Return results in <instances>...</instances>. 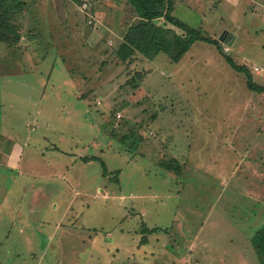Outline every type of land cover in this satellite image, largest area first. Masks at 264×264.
<instances>
[{
  "label": "rangeland",
  "instance_id": "374dc122",
  "mask_svg": "<svg viewBox=\"0 0 264 264\" xmlns=\"http://www.w3.org/2000/svg\"><path fill=\"white\" fill-rule=\"evenodd\" d=\"M28 3L20 42L0 41V264H262L264 0H174L214 42L131 66L112 42L82 82L73 29L127 27L105 0Z\"/></svg>",
  "mask_w": 264,
  "mask_h": 264
},
{
  "label": "trees",
  "instance_id": "16d2710c",
  "mask_svg": "<svg viewBox=\"0 0 264 264\" xmlns=\"http://www.w3.org/2000/svg\"><path fill=\"white\" fill-rule=\"evenodd\" d=\"M12 0H0V10L2 5L10 6ZM15 7H10L9 11H0V41L8 42V44H18L22 33L24 32L23 20L20 19V12L28 7V0H14ZM137 9L138 18L132 22L123 36V39L116 47V62H129L131 66L134 54H143L149 60H152L160 52L170 54L174 61H179L183 54L189 50L194 40L213 41L208 36H204L198 29L188 26L174 12V0H127ZM18 8L17 12L14 9ZM165 18L173 25L182 28L185 33L178 34L173 27H165L159 24L160 18ZM43 31V30H42ZM31 29L27 33V37H31ZM214 42V41H213ZM220 48V42L216 41ZM107 50L114 52V47H109L107 40L105 41ZM19 46V45H18ZM110 52V53H111ZM112 52V53H113ZM24 56V55H23ZM111 56V55H110ZM114 55L112 56V58ZM228 61L238 70H245L244 65L237 64L231 57H227ZM112 59H105L100 64L101 67L107 65ZM110 64V63H109ZM74 66V65H73ZM83 69L77 70L70 68L71 72L76 71L86 73L89 70L88 66L80 65ZM85 69V70H84ZM84 77L89 75L84 74ZM248 84L251 88L259 91H264V86L254 83L248 76ZM82 97V95H81ZM113 123V121H112ZM171 165V164H168ZM252 244L256 248L261 263L264 264V224L256 230L252 236Z\"/></svg>",
  "mask_w": 264,
  "mask_h": 264
},
{
  "label": "crops",
  "instance_id": "0c3cea01",
  "mask_svg": "<svg viewBox=\"0 0 264 264\" xmlns=\"http://www.w3.org/2000/svg\"><path fill=\"white\" fill-rule=\"evenodd\" d=\"M105 1L108 2V4H110L111 7L114 9L113 10V13L118 14V17L120 18V22L124 25L123 26L124 29L131 24V21L134 18H136V17L138 18L137 14H135L134 12L132 13V9L130 8V5L128 6V11H126L124 13V15L122 14V12L121 13H118V12L121 11L120 9L127 8V4H128L127 3V0H125L122 3L121 6L116 3V1H118V0H105ZM29 5H31V4L28 3V8L30 7ZM116 20H117V18H116ZM116 20H115V23H116ZM89 23L92 24V22H89ZM115 23H113V24H115ZM106 25H108V24H106ZM106 25H104V27H100V26L99 27H93V26H90V27H86L85 29H83V28L82 29H78L77 27H75L73 29L74 32L81 33V37H82L81 40H80L81 47L79 48V46H78V48H76V50H74L73 47H70L72 49V51H73V53L71 54V57H70L73 60V62H71L69 64L67 63L68 65H76V66H78V65H85V66H88L89 69H90V66H92V67H95V70H97L98 69L97 66H99V62L100 61L102 63V61H104L105 59H111V56L110 55L107 56V53H110L111 50H107L108 47H106L105 41L108 40L107 41V43L109 44L108 46H110V44L112 42L113 43L115 42V44H117V43H119V41H121L123 39V36H124L123 34H125V33H123L120 36V35H118L120 33L118 32L117 29H115V28H112L111 29L109 26H106ZM99 29H102V31L100 32ZM108 30H112V32L111 31H108ZM126 30H127V28H126ZM65 32L66 31H64V33ZM33 33L34 32H30V34H33ZM62 33L63 32H61V34ZM91 34H94V36L96 37V41H93V43H91L90 40H89V38H90L89 36ZM108 36H109V38L106 39ZM23 41H25V40H23ZM28 44L29 43H27V46H28L27 48L30 49V47H29L30 44L29 45ZM86 51L89 52V56L90 57H85V55H86L85 52ZM100 57H101V59H100ZM156 57H158V54H157ZM156 57H154V58H156ZM84 74L89 75V76H92L88 72L87 73H83V72L76 71L75 73H73V72L69 71V73H68V79H69V81H74V79L76 80V78L77 79L79 78V81L78 80H76V81L77 82H82L81 77L83 79L87 80V78H85L83 76ZM14 144H15V142H13L12 151L10 149L9 151H4L1 154V160H3L6 163L13 164L12 159H10L9 156H11V154H12L13 151L16 152L14 150V147H17V145L14 146ZM20 153H22V151H20Z\"/></svg>",
  "mask_w": 264,
  "mask_h": 264
},
{
  "label": "built area",
  "instance_id": "2783aa9c",
  "mask_svg": "<svg viewBox=\"0 0 264 264\" xmlns=\"http://www.w3.org/2000/svg\"><path fill=\"white\" fill-rule=\"evenodd\" d=\"M120 115V114H119Z\"/></svg>",
  "mask_w": 264,
  "mask_h": 264
}]
</instances>
